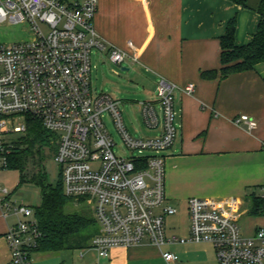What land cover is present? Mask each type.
<instances>
[{
	"label": "built area",
	"instance_id": "2783aa9c",
	"mask_svg": "<svg viewBox=\"0 0 264 264\" xmlns=\"http://www.w3.org/2000/svg\"><path fill=\"white\" fill-rule=\"evenodd\" d=\"M99 0H0V23L21 28L22 40L0 42V175L8 170L14 135L24 136L27 119L40 121L57 144L55 161L66 196L88 202L99 231L91 247L100 259L115 247L149 243L162 248L170 243H206L218 264H264V228L253 238L244 236L236 198H191L188 238L168 236L167 218L178 210L167 205L166 157L175 143L174 99L177 85L161 79L156 102L141 103L147 128L160 130L153 138H136L127 130L119 103L110 95L92 92L91 55L94 50L122 66L129 55L106 43L95 28ZM183 90L195 91L194 84ZM158 105V107H157ZM109 114L130 157L116 153L109 133ZM252 131L248 115L235 120ZM0 207L17 222L6 233L11 258L8 264H32L38 246L34 209L14 201L1 185ZM166 262L176 261L163 252Z\"/></svg>",
	"mask_w": 264,
	"mask_h": 264
},
{
	"label": "crops",
	"instance_id": "0c3cea01",
	"mask_svg": "<svg viewBox=\"0 0 264 264\" xmlns=\"http://www.w3.org/2000/svg\"><path fill=\"white\" fill-rule=\"evenodd\" d=\"M260 2L248 0V8H242L230 0H99L94 21L106 43L129 55L121 67L135 76L144 99L137 102L140 111L141 103L157 101L161 79L178 87V136L164 153L166 204L179 210L174 204L187 209L191 198H236L241 230L248 238L264 228V214H252L253 195L264 198V63L222 78L221 38L236 19V45H248L259 27ZM208 71L218 75L205 79L202 73ZM188 84L195 85L193 94L183 90ZM243 115L256 122L254 130L235 122ZM3 213L0 207V264H8L6 233L17 219ZM167 221L168 236L189 237L190 219L184 233L174 226L169 230ZM163 252L178 259L168 263ZM34 254L32 264H218L214 248L206 243L115 247L105 259L92 247Z\"/></svg>",
	"mask_w": 264,
	"mask_h": 264
},
{
	"label": "trees",
	"instance_id": "16d2710c",
	"mask_svg": "<svg viewBox=\"0 0 264 264\" xmlns=\"http://www.w3.org/2000/svg\"><path fill=\"white\" fill-rule=\"evenodd\" d=\"M230 1L248 8V0ZM256 12L260 15L259 27L246 46L236 45V19L228 23L226 34L221 38L222 78L253 70L257 64L264 63V0H261ZM217 75L216 71L202 73L205 79H214ZM27 124V133L13 142L8 155V170L18 172L19 187L32 184L40 190L41 201L32 207L40 233L38 246L32 254L91 248V242L99 231L92 211L70 210L74 199L66 196L62 178L54 185L47 172V162L57 153L54 135L40 121L27 119ZM252 214H264V198L253 195Z\"/></svg>",
	"mask_w": 264,
	"mask_h": 264
},
{
	"label": "rangeland",
	"instance_id": "374dc122",
	"mask_svg": "<svg viewBox=\"0 0 264 264\" xmlns=\"http://www.w3.org/2000/svg\"><path fill=\"white\" fill-rule=\"evenodd\" d=\"M21 28L10 26L8 23H0V42H11L22 40L26 36L21 31ZM100 55V51L94 50L91 55L92 72H91V86L92 92L96 94L105 93L110 95L115 101L119 103V108L122 112L123 119L127 130L132 136L136 138H153L157 135L158 131L147 128L144 123L140 105L143 102L142 93L136 89L135 76L131 71H122L120 65L111 63L108 59V53ZM108 58V59H107ZM138 102V103H137ZM158 107V105H157ZM109 133L113 136L118 147L116 153L124 157H130V153H125L122 148V140L118 134L112 118L109 114L104 119ZM20 135H14L13 138L17 139ZM52 144H54L52 142ZM47 172L50 181L55 185L61 181V173L55 161V156L52 155L47 162ZM1 185L8 188L14 197V201H22L26 205L34 207L41 201L40 190L32 185L25 184L19 187V174L14 170H5L0 175ZM74 199L70 210L85 209L91 211V207L87 201L83 199ZM179 210L178 214L169 217L167 221L168 229H178L184 233L187 229L189 217L186 207L175 205ZM93 215V212H92ZM97 228L99 225L96 223ZM80 253V252H79ZM36 255L31 257L35 258Z\"/></svg>",
	"mask_w": 264,
	"mask_h": 264
},
{
	"label": "water",
	"instance_id": "95a60500",
	"mask_svg": "<svg viewBox=\"0 0 264 264\" xmlns=\"http://www.w3.org/2000/svg\"><path fill=\"white\" fill-rule=\"evenodd\" d=\"M128 69L127 68H122V71H127Z\"/></svg>",
	"mask_w": 264,
	"mask_h": 264
}]
</instances>
